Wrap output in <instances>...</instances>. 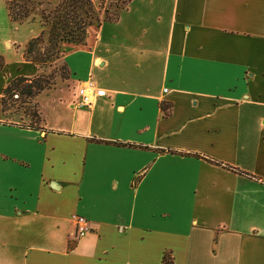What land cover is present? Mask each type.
<instances>
[{
  "label": "crops",
  "instance_id": "crops-1",
  "mask_svg": "<svg viewBox=\"0 0 264 264\" xmlns=\"http://www.w3.org/2000/svg\"><path fill=\"white\" fill-rule=\"evenodd\" d=\"M6 1L0 264H264V0H130L61 46L69 77L34 97L32 124L2 96L46 73L24 57L45 30ZM87 79L106 90L90 107Z\"/></svg>",
  "mask_w": 264,
  "mask_h": 264
},
{
  "label": "trees",
  "instance_id": "trees-1",
  "mask_svg": "<svg viewBox=\"0 0 264 264\" xmlns=\"http://www.w3.org/2000/svg\"><path fill=\"white\" fill-rule=\"evenodd\" d=\"M7 0L6 8L8 15L13 22H23L30 17L28 15L33 12L36 5L41 2L37 0ZM130 0H122L121 6H116L117 11L109 12L107 9L103 10V16L100 18L97 9L93 4V0H59L52 9L46 11L42 9L39 15L40 23L44 30H46L48 38L46 42L43 40V33L31 38L24 47V57L30 60L36 67L44 69L52 57H58L59 48L63 44H79L83 43L87 34V30L91 26L98 27L103 22L116 21L120 12L127 7ZM4 66L2 56H0V69ZM59 73L52 71L47 74L42 72L33 77L17 76L13 78L9 84L3 89L2 108L8 110L6 96L13 98V93L18 92V98L26 96L32 98L38 95L43 90H49L55 87L54 75H59L60 78L69 77V69L63 63L59 69ZM10 107V106H9ZM163 111L167 108L164 103L160 104ZM36 109V106H35ZM22 113L29 118L34 116L39 119L37 110L32 113L27 108L22 109ZM165 114V112H164ZM117 145H131L128 143L105 142ZM166 264H171L170 261Z\"/></svg>",
  "mask_w": 264,
  "mask_h": 264
},
{
  "label": "rangeland",
  "instance_id": "rangeland-1",
  "mask_svg": "<svg viewBox=\"0 0 264 264\" xmlns=\"http://www.w3.org/2000/svg\"><path fill=\"white\" fill-rule=\"evenodd\" d=\"M21 1H18V3H21ZM37 1H39V0H37ZM41 1L43 3L40 5H36L34 7L33 12H31L28 15V17H33L34 14L40 13V11L42 9H45L46 11H48L49 9H52L53 8L52 5L56 4L59 0H41ZM121 1L122 0H93V4H94L95 8L97 9L100 18H102L104 9H107L109 12L114 13L117 11L116 6L122 5ZM28 26H32L34 29L41 31L40 26L37 25L36 23L30 24ZM94 28H96V26H91L88 29L90 30V29H94ZM44 32H45V34L43 35V40L46 42L48 35H47L46 30ZM41 33H43V31ZM83 43H79L76 45H80ZM60 48H59V50H60ZM59 55H60V52H59ZM59 55L57 58L52 57V59L48 61L46 67L44 68V70L46 71L47 74L51 73L52 71H56L57 73H59L58 69L63 64L60 61H57V59L59 58ZM56 72H55V74L53 73V75L55 77L54 78L55 82H60V80L63 81L64 79H67V78H60L59 75L56 76ZM14 93L18 94V92H14ZM6 100H7L8 109H10V110H8V112H12V111L22 112L23 108H27L30 111V113H32L33 110L36 111L35 104H34L32 98H28V97L26 98V96H22L21 98L19 97V99H15V101H14V98L11 99V98H8L6 96ZM31 117H32L31 119L28 118L24 122L27 124H32L34 121H36V118L34 116H31Z\"/></svg>",
  "mask_w": 264,
  "mask_h": 264
},
{
  "label": "built area",
  "instance_id": "built-area-1",
  "mask_svg": "<svg viewBox=\"0 0 264 264\" xmlns=\"http://www.w3.org/2000/svg\"><path fill=\"white\" fill-rule=\"evenodd\" d=\"M106 95V90L102 87L95 85L89 79L79 82L75 89V103L79 106L90 107L98 97ZM13 98H18L17 93H13ZM75 222V232L77 236H83L90 231L91 227L81 215L72 216Z\"/></svg>",
  "mask_w": 264,
  "mask_h": 264
}]
</instances>
